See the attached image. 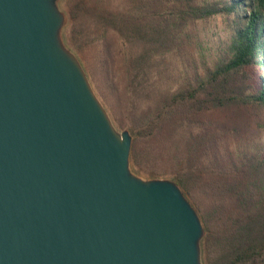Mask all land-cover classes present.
Here are the masks:
<instances>
[{
    "label": "trees",
    "instance_id": "1",
    "mask_svg": "<svg viewBox=\"0 0 264 264\" xmlns=\"http://www.w3.org/2000/svg\"><path fill=\"white\" fill-rule=\"evenodd\" d=\"M64 39L131 162L170 177L204 264H264V0H67Z\"/></svg>",
    "mask_w": 264,
    "mask_h": 264
},
{
    "label": "water",
    "instance_id": "2",
    "mask_svg": "<svg viewBox=\"0 0 264 264\" xmlns=\"http://www.w3.org/2000/svg\"><path fill=\"white\" fill-rule=\"evenodd\" d=\"M62 0H0V264H204L201 217L131 167Z\"/></svg>",
    "mask_w": 264,
    "mask_h": 264
},
{
    "label": "rangeland",
    "instance_id": "3",
    "mask_svg": "<svg viewBox=\"0 0 264 264\" xmlns=\"http://www.w3.org/2000/svg\"><path fill=\"white\" fill-rule=\"evenodd\" d=\"M67 0H62L61 2H60V8H61V10L63 11V12H65V14H66V6H67ZM67 15V14H66ZM67 46H68V44H67ZM76 55H77V53L70 47V46H68ZM78 56V55H77ZM78 58H79V56H78ZM80 59V58H79ZM81 61V60H80ZM82 62V61H81ZM83 64V63H82ZM84 66V65H83ZM92 83V82H91ZM93 85V84H92ZM94 87V86H93ZM95 89V88H94ZM95 91H96V89H95ZM96 93H97V95H98V97L100 98V100L102 101V103L104 104V102H103V99H102V97L98 94V92L96 91ZM105 105V104H104ZM106 107V106H105ZM107 109V108H106ZM109 112V111H108ZM109 114H110V112H109ZM111 116V115H110ZM114 122V121H113ZM115 124V123H114ZM116 125V124H115ZM117 127V126H116ZM119 130H122V129H120L119 127H117ZM131 167H132V170L134 171V173H136L137 175H139L140 177H143V178H145V179H149L150 177H148V176H146V175H144V174H142V173H140V172H137L135 169H134V167L132 166V162H131ZM161 178H169V179H171L170 177H161Z\"/></svg>",
    "mask_w": 264,
    "mask_h": 264
}]
</instances>
